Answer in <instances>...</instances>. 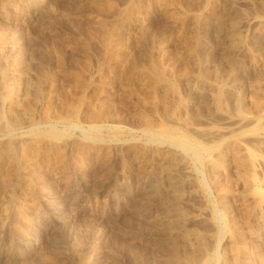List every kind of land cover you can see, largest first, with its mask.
Returning <instances> with one entry per match:
<instances>
[{
	"label": "rangeland",
	"instance_id": "374dc122",
	"mask_svg": "<svg viewBox=\"0 0 264 264\" xmlns=\"http://www.w3.org/2000/svg\"><path fill=\"white\" fill-rule=\"evenodd\" d=\"M235 1L0 0V220H5L3 228L0 224V264H162L174 237L180 247L175 264H184L185 257L191 258L190 264H217L232 220L239 223L238 239L247 240L252 198L241 197V188L238 191L233 184V174L225 165L216 176L217 184L209 181L205 173L209 143L197 128H217L224 119H232L234 133L246 135V142L254 144L255 130L264 127V120L259 119L262 125L253 119L240 121L233 98L242 85L248 107L254 94L250 91L264 88V81L250 82L251 49H239L235 54L241 78L234 86L226 83L229 90L221 93L224 105L213 102L197 112L201 99L181 76L185 67L200 66L192 48L212 52L205 63L208 76L199 87L206 96L215 93L211 96L216 97L218 84L212 75L216 66L226 64L224 58L221 61L226 41L216 42L220 35L212 25L214 20L224 15L238 17L242 38L248 43L255 29L249 20L264 17V0ZM200 20L211 24L203 39L195 35L200 32ZM153 69L161 72L165 82L158 96L149 88ZM179 76L181 80L176 81ZM171 80L178 86L176 92L168 91ZM207 82L210 92L204 87ZM135 146L168 148L185 156L198 189L194 187L193 193L199 195L184 189L178 212L172 204H163V196L151 189L160 184L164 163L157 169L146 166L132 157ZM95 147L98 151H91ZM257 152L264 158V149ZM128 158H133L132 163ZM257 175L264 181V166L258 167ZM168 212L176 224L182 216L178 214H185L178 228L171 230L174 233L170 231V240L163 228ZM211 233L207 237L210 248L198 254L192 240ZM250 259L248 264L256 263Z\"/></svg>",
	"mask_w": 264,
	"mask_h": 264
},
{
	"label": "bare ground",
	"instance_id": "6f19581e",
	"mask_svg": "<svg viewBox=\"0 0 264 264\" xmlns=\"http://www.w3.org/2000/svg\"><path fill=\"white\" fill-rule=\"evenodd\" d=\"M209 1V0H208ZM216 0H210V2L212 4L215 3ZM235 0H227V2H234ZM206 2V1H205ZM209 2V3H210ZM236 2V1H235ZM238 2V1H237ZM223 3V2H222ZM244 3V2H243ZM247 4V3H246ZM137 5V4H136ZM230 5V3H229ZM239 5V4H238ZM177 6V5H176ZM210 7H213L212 5ZM204 8V7H203ZM217 8V7H216ZM220 6L218 7V10H219ZM177 9V8H176ZM173 10V9H172ZM183 10V9H182ZM181 13L183 11H180ZM241 12V11H240ZM202 13V12H201ZM238 13V12H237ZM263 13V12H262ZM176 14V13H175ZM180 14V13H179ZM185 14V13H184ZM261 14V12H260ZM171 15V14H170ZM238 15V14H237ZM253 15V14H252ZM173 16V15H171ZM264 16V15H263ZM170 17V16H169ZM172 18V17H171ZM174 18V17H173ZM238 18V17H237ZM235 16H228L227 15H224V16H221V17H218L216 18V20H214V24H212L215 29H216V33L218 31L219 35L216 40V42L218 43H223V40H224V43L226 41V43L224 44L225 46V53L224 55L221 57V61L224 60L226 61V64L225 65H218L215 67V74L212 75L215 77V82L218 84V86L216 87V97L214 96H211V94H214L215 93H210V97H214L215 99H213V101L211 99H209L210 97L206 96L204 94L203 91L200 92V89L202 90V88L199 87L200 83H203L204 84V77L205 76H208L206 75L207 73L205 72V63L207 61H209L208 59L212 56V52H202L201 51V48L203 47H199V46H195L193 49V54H194V57L197 58L196 61H199V67L195 70H191L192 67H185L188 68V69H182L183 71H185L183 74L181 72V76H182V81L184 83H186L185 85L189 86L192 90V93H194L197 97V99H201V100H198L197 102L199 104H196V111L197 112H202V109L200 108L202 105L203 107H205L206 104H210V103H213L216 104L217 106H220L221 104L224 105V103H222V94L221 93H224V90L228 91V87L226 88V83L227 86L229 85V87L231 86V84L234 86L235 84L238 83L239 79L241 78L240 77V69H241V64L238 60V58L236 57V51H238L239 49L241 51H244L246 50L247 48L248 49H251V52H252V55H253V58L250 56V58H252V60L250 61L251 64L250 66H248V68H250V74L253 78L252 81L250 82H255L254 84L256 83H263L264 81V17H256L254 18L253 20H249V23L250 21H252V23L254 24V27L255 29L253 34L251 35L252 37L250 38V41L248 43H246L243 38H242V35H241V32H240V21L237 19ZM258 18V19H257ZM242 19V18H241ZM196 20V19H195ZM201 21V20H200ZM248 21V20H247ZM246 21V22H247ZM245 21L243 22L246 23ZM200 23V24H199ZM198 23V27H199V31L200 32H197L198 34H195L197 35V39H203L204 37V34H206V31H209V27H211L210 23L207 21V20H202L201 22ZM242 24V23H241ZM248 24V22H247ZM197 27V26H196ZM253 27V28H254ZM245 28V27H243ZM190 29V28H189ZM251 29V28H250ZM193 31V30H192ZM214 31V30H212ZM250 31V30H249ZM252 31V29H251ZM194 32V31H193ZM243 32V31H242ZM189 33V32H188ZM196 33V32H195ZM211 33V32H210ZM192 34V33H191ZM214 34V33H213ZM194 35V37H195ZM187 36V35H186ZM224 36V37H223ZM193 37V38H194ZM217 37V36H215ZM190 38V37H189ZM192 38V39H193ZM245 38V37H244ZM191 39V38H190ZM205 39V38H204ZM249 39V38H248ZM210 40V39H209ZM206 41V40H205ZM184 42V41H183ZM187 42V41H186ZM185 42V43H186ZM192 44H194L193 42L194 41H191ZM201 42V41H200ZM215 42V41H214ZM139 43V42H138ZM149 43V42H148ZM190 43V41L188 42ZM187 43V45H188ZM183 44V43H182ZM196 44V42H195ZM202 44V43H201ZM216 44V43H214ZM144 45V43H143ZM191 45V44H189ZM219 44H217L216 46H218ZM215 46V47H216ZM193 47V46H192ZM214 47V48H215ZM211 50H212V47H210ZM213 48V49H214ZM217 48V47H216ZM144 49V48H143ZM147 49V48H146ZM145 49V50H146ZM205 49V48H203ZM209 49V48H207ZM223 49V47H222ZM191 50V47L189 49L188 47V51ZM140 51V50H139ZM208 51V50H207ZM249 51V50H248ZM145 52V51H144ZM190 52V51H189ZM222 52V50L220 51ZM184 53V52H183ZM188 53V52H187ZM191 53V52H190ZM125 54V53H124ZM223 54V53H222ZM220 53V55H222ZM241 54V52L239 53ZM244 55V54H243ZM247 55V53L245 54ZM121 56V55H120ZM139 56V55H137ZM141 57V56H139ZM145 57V56H144ZM219 57V58H220ZM240 57V56H239ZM245 57V56H244ZM188 58V57H187ZM190 58V56H189ZM216 58V57H215ZM213 59V58H212ZM211 59V60H212ZM138 60V59H137ZM188 60V59H187ZM194 60V59H193ZM244 60V59H243ZM196 61H193L194 63ZM216 61V59H215ZM224 61V62H225ZM187 61L185 60V63ZM220 62V61H218ZM158 63V62H157ZM184 63V62H183ZM192 64V61L190 62ZM197 63V62H196ZM195 63L194 66H196L197 64ZM222 63V62H221ZM154 64V63H153ZM188 64V62L186 63ZM216 64V63H215ZM136 65V64H135ZM154 65H157L158 64H154ZM160 65V64H159ZM173 65V64H172ZM185 64H183L184 66ZM190 65V64H189ZM193 65V64H192ZM137 66V65H136ZM161 66V65H160ZM187 66V65H186ZM138 67V66H137ZM155 67V66H154ZM163 67V66H162ZM150 68V67H149ZM159 68V67H158ZM184 68V67H183ZM208 69V68H207ZM153 73H152V78H151V83H150V90L151 92L153 93L152 95H155V96H158V93L160 91V89L164 86L165 82L164 80L162 79V75H161V72L158 70V69H153ZM167 69H165L166 71ZM248 70V71H249ZM171 71V69H170ZM176 71H178L176 69ZM162 72H164L162 70ZM173 71H171L172 73ZM178 73V72H177ZM176 73V74H177ZM210 73V72H209ZM179 74V73H178ZM245 74V73H244ZM175 76V75H174ZM211 76V75H210ZM211 76V77H212ZM249 76L248 74L246 75V77ZM165 77V76H164ZM250 77V76H249ZM171 78V76H170ZM175 78V77H174ZM180 78V76L178 77V79L176 81H178ZM251 78V79H252ZM149 79V78H148ZM169 79V78H167ZM207 79V78H206ZM243 79V78H242ZM181 80V78H180ZM210 80V78H209ZM247 80V78H246ZM212 81V80H211ZM242 81V80H241ZM245 81V80H243ZM169 82V81H168ZM166 81V83H168ZM174 82V81H173ZM172 80L170 81L169 84H167V87L169 88L168 91H171V92H176L177 91V85L175 83H173ZM182 82V83H183ZM213 82V81H212ZM183 83V85H184ZM207 82V85H204V87L206 88L205 90L206 91H209L212 90V86L211 84ZM249 83V82H248ZM206 84V82H205ZM252 84V83H250ZM253 84V85H254ZM258 85V84H257ZM257 85H256V88H257ZM186 86V88H188ZM232 86V87H233ZM239 86V85H238ZM248 86V84H247ZM261 86V84H260ZM181 87V86H180ZM225 87V88H224ZM241 87L242 85L240 86V89L238 91V94L236 96V98H233L235 99V112H236V115L240 118V121H245V120H248L249 122L250 121H253V120H258L257 124L258 125H262L263 124V120H264V88L262 89H259L260 87L258 86V89H256V91L252 92L250 91V93H254L253 95L251 94L250 97L252 103L250 100L249 102L252 103V109L253 111L251 112L250 109L248 108L249 105L251 104H248V107L246 105V102H245V95L243 93V89L241 90ZM253 88L255 86H252ZM165 88V87H164ZM164 88H162V90H164ZM224 88V89H223ZM251 88V87H250ZM184 89V88H183ZM187 91V89H185ZM215 89H213L214 91ZM245 90H249L248 89H245ZM255 90V89H254ZM167 89L165 92H168ZM181 91V89H180ZM189 91V90H188ZM234 91V90H233ZM236 91V90H235ZM146 92V91H145ZM148 92V91H147ZM146 92V93H147ZM178 92H179V89H178ZM162 93V91H161ZM185 92H183L184 94ZM188 93V92H187ZM185 93V95L187 94ZM190 93V92H189ZM191 93V94H192ZM229 93V92H228ZM227 93V94H228ZM232 93V92H231ZM236 93V92H235ZM250 93H247V94H250ZM164 94V92H163ZM174 94V93H173ZM182 94V95H183ZM189 94V95H191ZM208 94V93H207ZM226 94V96H227ZM246 94V95H247ZM168 95V94H167ZM170 95V94H169ZM176 95V93H175ZM209 95V94H208ZM160 96V95H159ZM193 96V95H192ZM230 96V95H229ZM249 96V95H248ZM246 96V97H248ZM149 97V96H148ZM163 97V96H162ZM176 97V96H175ZM180 97V96H179ZM183 96H181L182 98ZM189 97V96H187ZM228 97V96H227ZM235 97V96H234ZM250 97L248 99H250ZM159 98V97H158ZM164 98V97H163ZM162 98V100H163ZM232 98V97H229V99ZM152 99V98H151ZM170 99V98H169ZM180 99V98H179ZM188 99V98H187ZM172 100V99H171ZM190 99H188L189 101ZM228 100V99H227ZM156 101V100H155ZM169 101V100H168ZM212 101V102H211ZM223 101H224V98H223ZM247 101V100H246ZM172 102V101H170ZM169 102V103H170ZM175 102V100H174ZM183 102V101H182ZM185 102V100H184ZM183 102V103H184ZM168 103V104H169ZM187 103V102H186ZM190 103V102H189ZM172 104V103H171ZM178 104V103H177ZM227 104V103H226ZM174 105V104H173ZM183 105V104H182ZM189 105V104H188ZM187 105V106H188ZM254 105V106H253ZM186 106V105H184ZM195 106V105H193ZM164 107V106H163ZM181 107V106H179ZM209 107V106H208ZM213 107V106H212ZM230 107V106H229ZM254 107V108H253ZM170 108H172L170 106ZM187 108V107H186ZM207 108V107H206ZM216 108V107H215ZM214 108V110H216ZM219 109V107H217ZM232 108V107H231ZM230 108V109H231ZM176 109V108H175ZM185 109V108H184ZM205 109V108H204ZM203 109V110H204ZM233 109V108H232ZM165 110V109H164ZM208 110V109H206ZM221 110V109H220ZM163 111V109H162ZM166 111L164 113L165 117L167 115V117L169 116L168 112L169 110H167L166 108ZM189 111V110H188ZM171 112V111H170ZM192 113L195 111H191ZM190 112V113H191ZM209 110L207 112V114H209ZM212 112V110H211ZM215 112V111H214ZM234 112V110H233ZM178 113V111L176 112ZM191 113V114H192ZM163 114V113H162ZM197 114V113H196ZM206 114V112H205ZM212 114V113H210ZM209 114V115H210ZM215 114V113H214ZM233 114V113H232ZM248 114H251V115H248ZM176 115V114H175ZM195 115V114H194ZM199 115V114H198ZM208 115V116H209ZM218 115V114H217ZM222 115V114H221ZM219 115V116H221ZM212 116V115H211ZM216 116V115H215ZM218 116V118H219ZM224 116V115H223ZM167 117L165 119H167ZM203 117V116H202ZM141 118V117H140ZM143 118V117H142ZM177 118V117H176ZM195 118V117H194ZM198 118V117H197ZM209 118V117H208ZM212 118V117H211ZM221 118V117H220ZM253 119V120H252ZM262 119L263 122H261L260 120ZM148 120V119H147ZM174 120V119H173ZM176 120V119H175ZM201 120V119H200ZM221 120V119H220ZM232 120V119H231ZM230 119H224V121H222V123L220 124L219 122V127L217 128H208L207 126L206 127H203V128H197V130L199 131V134L200 136H202V138L207 142L208 146H209V149H210V154L208 155V159L205 163V173L207 174V178L209 179V181H211V183H214V184H217L215 183V179H217V174L219 172V169L221 166L225 165L227 166V168H229L232 172V178H233V181L234 183L233 184H236L238 187H239V190L240 191V188H241V191L240 193L242 194V198L245 197V196H249L250 198H252V204L250 205V207H248V220H247V224H248V232L246 233L247 234V240L243 239H238V236L240 237V235H238V230L239 227H238V222H236L235 220H232L229 225V228L226 229L227 231L226 234H225V237H224V243H223V247H222V252L220 255H218L216 257V260H217V264H239V263H242L243 261H246L245 264L247 263L248 259L252 258L253 261H255L256 263L255 264H264V181L261 180L259 178V176L257 175V170H258V167H263L264 166V158L257 152L259 149H264V127H260L259 130H255V137L256 139L254 138L255 140V143L254 144H250V143H247L246 142V139L243 138V137H240L239 135L235 134V129L234 131L232 130V126L234 125L233 124V120L231 121ZM238 120V119H237ZM144 123L146 122V119L143 120ZM151 121V120H150ZM215 121H219L218 119L215 120ZM236 121V120H234ZM239 121V120H238ZM148 122V121H147ZM178 122V121H177ZM182 121H180L181 123ZM247 122V121H246ZM244 122V123H246ZM261 122V123H260ZM151 123V122H150ZM217 123V124H218ZM235 123V122H234ZM251 123V122H250ZM249 123V124H250ZM147 125V123H145ZM176 124V123H175ZM243 124V122H242ZM248 124V123H247ZM179 125V124H178ZM202 125V124H201ZM264 125V124H263ZM165 127V126H164ZM216 127V126H214ZM188 128V127H186ZM235 128V127H234ZM238 128L240 127H237V130ZM246 128V127H245ZM166 129V128H165ZM164 129V130H165ZM172 129V128H171ZM170 129V130H171ZM175 129V128H173ZM195 129V128H193ZM244 130V129H242ZM174 131V130H173ZM193 131V130H192ZM195 131V130H194ZM198 131L195 132L198 134ZM233 131V132H232ZM167 132V131H166ZM163 134V133H162ZM247 134V133H246ZM253 135V134H252ZM199 136V137H200ZM245 140H243V139ZM185 139V138H184ZM187 140V138H186ZM253 140V139H252ZM252 142V141H251ZM91 144V143H90ZM136 147V146H135ZM84 150V149H83ZM87 150V149H86ZM96 151L97 150V147L93 148L91 151ZM101 150V149H99ZM81 151V150H80ZM98 151V150H97ZM263 151V150H262ZM132 153V152H131ZM133 155L132 157H135L137 159H140L142 162H146L144 163L146 166L148 165H153L155 166L154 168L157 169V165H159V163H164L162 164L161 166V169H160V184L157 186V187H153L151 190H153V194H156V195H159V196H163V204H166V205H170L172 204V206L175 208L176 212H178V201L179 199H181L182 197V192L184 189H188V190H191L192 191H189L191 193H193V190H194V185H196L194 183V174L192 175V173L189 171L190 167H188L189 165H187V161L185 160V156L183 157L181 154H179L178 152H176V150H172V149H168V148H158V147H152V148H148V147H136L133 151ZM107 156V155H106ZM105 157V156H104ZM131 157V156H130ZM129 159V158H128ZM130 159H133V158H130ZM129 159V161H130ZM125 161H127V159H125ZM141 161H137V162H141ZM131 162V161H130ZM136 162V160H135ZM127 163V162H126ZM132 163V162H131ZM144 165V166H145ZM78 166V165H77ZM125 166V165H124ZM145 166V168H146ZM141 167V165H140ZM160 167V165H159ZM77 168V167H76ZM104 168V167H103ZM131 168V167H130ZM143 169V167H141ZM222 168V167H221ZM225 169V168H224ZM228 169V170H229ZM61 170V169H60ZM137 170V169H136ZM147 170V169H146ZM134 172V171H133ZM139 172V171H138ZM129 173V172H128ZM159 173V172H158ZM142 174V173H141ZM226 174V173H225ZM230 174V173H229ZM230 176V175H229ZM264 176V175H263ZM131 177V176H130ZM9 178H12V177H9ZM8 178V179H9ZM33 179V178H32ZM39 179V178H38ZM7 180V179H6ZM218 180V179H217ZM223 181V180H222ZM21 182V181H20ZM28 182H32V180L28 179ZM40 182V181H39ZM46 182V181H45ZM9 184H11L10 182H8ZM230 183V182H229ZM222 184V183H221ZM8 185V184H7ZM11 186V185H10ZM215 186V185H214ZM213 186V187H214ZM218 186V185H217ZM216 186V188H218ZM223 186V185H222ZM2 187V186H1ZM224 187V186H223ZM236 187V186H235ZM145 188V187H144ZM197 189V187H195ZM8 189V188H7ZM6 189V190H7ZM196 189L194 191H196ZM219 189V188H218ZM198 190V189H197ZM225 190V189H223ZM45 190H43L44 192ZM216 191V190H215ZM42 192V191H41ZM150 192V191H149ZM190 193V195H191ZM197 197V194L196 192H194ZM193 193V194H194ZM221 193V192H220ZM189 195V193H187ZM217 194V193H216ZM222 194V193H221ZM224 194V193H223ZM222 194V195H223ZM239 194V193H238ZM8 196V195H7ZM10 197V196H9ZM194 197V196H193ZM219 197V196H218ZM221 197V196H220ZM219 197V198H220ZM183 198H185V196H183ZM240 198V197H239ZM190 199V197H189ZM246 199V198H245ZM248 199V198H247ZM188 200V199H187ZM251 200V199H250ZM155 201V200H154ZM162 201V200H161ZM183 201V200H182ZM191 201V200H190ZM201 201V200H200ZM188 202V201H187ZM197 202V201H196ZM148 203V202H147ZM195 203V202H194ZM251 203V202H250ZM139 204V203H138ZM221 204H222V201H221ZM143 205V204H142ZM185 205V204H184ZM247 205V204H246ZM138 206V205H136ZM135 206V207H136ZM203 206V205H201ZM223 206V205H222ZM188 207V206H187ZM225 207V206H224ZM190 207H188L189 209ZM203 208V207H202ZM206 208V207H205ZM222 208V207H221ZM246 208V207H245ZM172 209V208H171ZM198 209V208H197ZM203 210V209H202ZM247 210V209H245ZM144 211V210H143ZM149 211V210H148ZM174 212V214L176 215L177 213ZM187 212V211H186ZM185 212V213H186ZM189 213V212H188ZM191 213V212H190ZM205 213V212H204ZM207 213V211H206ZM167 214V213H166ZM5 215V214H4ZM3 215V217H4ZM43 215V214H42ZM154 215V214H153ZM173 215V214H172ZM178 215H182V216H179V219L177 220V217L175 218L177 221H179L177 224H176V221H172L173 216L169 218L170 214L168 212V218H167V221L165 222L166 224L163 226V228L166 230V232H169L167 238H169L168 240H170V238H173L171 237V234L170 231L174 229L176 230L178 228V224L180 222H182L181 220L185 219L183 216L185 215L184 212H181L180 214ZM198 215V214H197ZM229 215V214H228ZM243 215V214H242ZM164 216V215H163ZM167 216V215H166ZM165 216V217H166ZM244 216H246L245 212H244ZM172 218V219H171ZM4 218H1L0 220V224H1V228L4 227L5 225V220H2ZM6 219V218H5ZM150 220L152 218H149ZM205 219V218H203ZM233 219V218H232ZM239 220L241 218H238ZM245 219V218H244ZM44 220V219H43ZM42 220V221H43ZM155 221V220H154ZM157 221V220H156ZM11 222V221H10ZM162 222V221H161ZM192 222V221H191ZM242 222V221H241ZM245 222V221H244ZM12 223V222H11ZM238 223V224H237ZM211 224V223H210ZM15 225V224H14ZM185 225V224H184ZM196 225V224H195ZM246 225V224H245ZM41 226V224H39V227ZM211 226V225H210ZM244 226V225H243ZM212 227V226H211ZM162 228V229H163ZM180 228V227H179ZM185 228V227H184ZM187 228V227H186ZM194 228V227H193ZM200 228V227H199ZM208 228V227H207ZM241 228V227H240ZM243 228V227H242ZM246 227L244 226L243 229H245ZM14 229V228H13ZM38 229H41V228H38ZM161 229V228H159ZM188 229V228H187ZM202 229V228H201ZM212 229V228H211ZM32 230V228H31ZM198 230V229H197ZM222 230V229H221ZM242 230V229H241ZM38 231V230H37ZM160 231V230H159ZM164 231V230H163ZM171 231V232H173ZM203 231V229H202ZM244 231V230H243ZM4 232V231H3ZM188 232V231H187ZM186 232V234H187ZM174 233V232H173ZM197 233V232H196ZM206 233V232H205ZM241 233V231H240ZM171 234V235H170ZM200 234V232H199ZM198 234V235H199ZM184 235V234H182ZM197 235V234H196ZM195 235V236H196ZM202 235V234H201ZM200 237L197 238V242L194 241V239L192 240V242L197 243L195 245L198 246V250L200 253H198V251L195 249V252H197L198 254H202L203 253V250L205 249H209L210 247L208 245H210V242L211 240L207 241V237H212L213 234H209L207 235L206 237H204L203 235ZM206 235V234H205ZM242 235V234H241ZM189 236V235H188ZM194 236V235H193ZM218 236V235H217ZM220 236V235H219ZM160 237V236H159ZM178 237V236H177ZM184 237V236H183ZM182 237V238H183ZM244 237V236H242ZM241 237V238H242ZM190 238V237H189ZM214 238V237H213ZM177 238L174 237V239H171L168 243L171 244L170 248L168 250H165V252L167 251V254L163 257V260L162 262L159 261V263L161 262L162 264H171V262L174 264L178 262L179 260V255H178V241L176 240ZM186 240V238H184ZM212 239V238H211ZM218 239V237H217ZM217 239H216V242H217ZM245 240V241H244ZM112 241V240H111ZM185 243V242H184ZM49 244V243H48ZM73 245V244H72ZM183 245V244H182ZM186 245V244H185ZM184 245V247H185ZM189 245H190V242H189ZM212 245V243H211ZM216 245V244H215ZM218 244L216 246V250L218 249ZM187 247V245H186ZM208 247V248H207ZM180 248V247H179ZM188 248V247H187ZM191 248V247H190ZM188 248V249H190ZM194 249V248H193ZM192 249V250H193ZM248 249L250 252H248ZM62 250V249H61ZM202 251V252H201ZM210 251V250H209ZM208 251V252H209ZM164 252V251H163ZM194 252V251H193ZM192 252V253H193ZM207 252V253H208ZM189 253V252H188ZM205 254V253H204ZM218 254V253H217ZM193 255V254H192ZM198 256V255H197ZM191 257V256H190ZM202 257V256H201ZM197 258V257H196ZM191 259V258H190ZM189 259V260H190ZM206 259V258H205ZM189 260L187 259V257L184 258V264H190ZM193 260V259H192ZM200 260V259H199ZM198 260V261H199ZM251 260V259H250ZM183 261V260H182ZM196 261V260H195ZM207 261V260H206ZM213 261V260H212ZM192 263V262H191ZM195 263V262H194ZM193 263V264H194ZM248 263H250L248 261ZM247 263V264H248ZM204 264V263H203ZM206 264V263H205ZM244 264V263H243Z\"/></svg>",
	"mask_w": 264,
	"mask_h": 264
}]
</instances>
